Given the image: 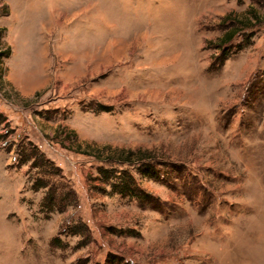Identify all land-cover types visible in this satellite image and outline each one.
I'll list each match as a JSON object with an SVG mask.
<instances>
[{
  "label": "rangeland",
  "instance_id": "rangeland-1",
  "mask_svg": "<svg viewBox=\"0 0 264 264\" xmlns=\"http://www.w3.org/2000/svg\"><path fill=\"white\" fill-rule=\"evenodd\" d=\"M0 52V264H264V0H0Z\"/></svg>",
  "mask_w": 264,
  "mask_h": 264
},
{
  "label": "trees",
  "instance_id": "trees-1",
  "mask_svg": "<svg viewBox=\"0 0 264 264\" xmlns=\"http://www.w3.org/2000/svg\"><path fill=\"white\" fill-rule=\"evenodd\" d=\"M233 35H235V32H232L231 30H229L228 32H226L225 34V37H223V40L224 41V45L227 44V42L233 37ZM6 53L8 52H0V55H5ZM228 58V57H227ZM226 60V59H225ZM222 64V61L220 63V65ZM123 162H126L123 160ZM148 173V172H147ZM150 173V172H149Z\"/></svg>",
  "mask_w": 264,
  "mask_h": 264
}]
</instances>
